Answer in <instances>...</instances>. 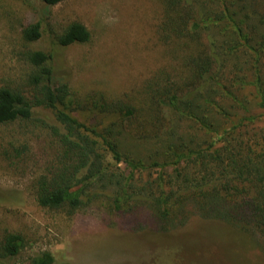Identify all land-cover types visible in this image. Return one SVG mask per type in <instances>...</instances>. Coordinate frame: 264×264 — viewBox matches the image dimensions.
Wrapping results in <instances>:
<instances>
[{
  "label": "rangeland",
  "instance_id": "rangeland-1",
  "mask_svg": "<svg viewBox=\"0 0 264 264\" xmlns=\"http://www.w3.org/2000/svg\"><path fill=\"white\" fill-rule=\"evenodd\" d=\"M260 3L257 8L264 13V1ZM165 17L163 0H65L55 6L41 0H0V88L31 97L30 77L37 69L28 53L40 50L52 55L79 101L66 111L99 132L111 124L122 130L124 153L122 161H116L95 137L107 176H115L121 184L103 188L96 199L74 212L68 206L43 207L38 202L39 183L52 177L64 161L55 132H63L62 125L46 107H35L31 119L1 124L0 247L7 234L15 233L22 236L23 248L12 259L0 254V264H31L44 252L54 256V264H264V239L229 222L204 218L198 209L191 208L186 220L168 226L157 221L148 204L131 201L129 210L116 206L115 196L126 182L142 187L162 173L166 178L175 174V159L164 167L155 162L165 159L163 148L172 136L164 132L171 125L178 136L193 138L197 147L208 148L218 140L214 131L194 119L174 116L153 102L156 92L170 84L165 83L168 74L179 73L173 83L185 76L183 43L168 38ZM37 22L42 37L26 41L24 30ZM74 22L87 26L90 41L58 47L57 36ZM253 44L263 52V41L255 39ZM257 59L253 52L241 58L244 70L234 72L233 78L241 87L235 92L237 99L255 117L245 123L255 137L264 129V110L258 106L261 97L255 86L256 67L264 73V52ZM100 94L133 105L136 115L128 119L98 113L91 101ZM230 104L236 105L228 96L222 114L216 115L221 132L230 130L234 121ZM90 189L95 192L102 186Z\"/></svg>",
  "mask_w": 264,
  "mask_h": 264
},
{
  "label": "trees",
  "instance_id": "trees-1",
  "mask_svg": "<svg viewBox=\"0 0 264 264\" xmlns=\"http://www.w3.org/2000/svg\"><path fill=\"white\" fill-rule=\"evenodd\" d=\"M41 1L55 6L65 0ZM260 1L163 0L166 15L163 30L170 40L183 43L185 54L181 67L184 71L181 73L185 76L178 78L181 82L173 83L171 80L179 73L168 74L165 83L170 84L165 85L164 92H156L153 102L174 116L194 119L214 131L218 140L208 148L197 147L193 138L178 136L173 125L165 129L164 134H170L172 139L163 148V163L161 158L155 162L164 167L168 160L175 159V174L166 178L162 173L142 187L134 182L130 187L126 182L115 196L119 210L123 206L131 209V201L145 203L160 224L174 226L176 221L186 220L191 208H195L204 218L229 222L264 239V129L260 136L250 134L252 131L245 123L255 117L252 109L237 99L235 92L241 87L233 83L234 72L244 70L241 58L253 52L259 62L264 52L253 44L255 39L264 42V13L257 8ZM23 34L28 42L38 41L43 34L41 23L27 27ZM90 39L87 26L74 22L57 36V46L68 48ZM28 60L37 69L30 77L33 93L27 97L16 89L1 87L0 125L31 119L35 107L53 110L64 129L63 132L55 129L64 161L52 177L40 181L38 202L52 209L68 206L74 212L96 199L103 188L121 184L115 176H107L108 168L100 148H107L116 161H122V130L111 124L99 132L79 122L66 111L79 101L67 75L59 71L63 67H56L55 58L53 61L52 55L40 50L29 52ZM248 63L246 59L245 64ZM258 69L255 86L261 97L258 106L264 110V73ZM228 96L236 103L230 104L234 111L230 118L234 121H230V130L221 132L216 115L222 114ZM91 105L98 113L128 119L137 112L133 105L109 100L103 94L95 96ZM95 137L102 140L101 146ZM104 179H108L106 184ZM99 184L102 189L92 192L90 188ZM124 199L127 202H121ZM22 248V236L9 233L3 239L0 254L2 258L12 259ZM54 261L50 252H44L33 258L31 264H54Z\"/></svg>",
  "mask_w": 264,
  "mask_h": 264
}]
</instances>
